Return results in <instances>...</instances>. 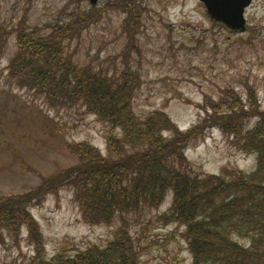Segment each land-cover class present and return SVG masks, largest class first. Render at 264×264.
I'll use <instances>...</instances> for the list:
<instances>
[{
  "label": "rangeland",
  "instance_id": "obj_1",
  "mask_svg": "<svg viewBox=\"0 0 264 264\" xmlns=\"http://www.w3.org/2000/svg\"><path fill=\"white\" fill-rule=\"evenodd\" d=\"M85 11L89 14L80 15ZM79 16L86 22L74 31L65 54L108 77L132 75L138 118L161 110L187 130L204 119L209 99L221 101L231 90L244 102L253 94L254 105L264 110V0H251L245 8L243 31L211 20L199 0H0V31L7 32L0 40V198H20L42 177L64 176V169L78 163L66 147L72 142L88 141L118 159L108 153L106 135L119 129L81 105H50L44 94L18 86L8 75L22 23L49 33L55 23L69 24ZM237 118L244 129L258 117L251 110ZM187 146L181 166L192 175L250 171L256 165L255 153L218 127L205 129ZM171 202L169 192L158 208L126 216L140 264L191 263L184 227L158 218ZM27 205L48 257L67 239L80 249L105 244L121 225L118 216L110 223H86L69 184L46 194L40 205ZM25 228L14 235L0 226V264H29L34 251Z\"/></svg>",
  "mask_w": 264,
  "mask_h": 264
},
{
  "label": "trees",
  "instance_id": "obj_2",
  "mask_svg": "<svg viewBox=\"0 0 264 264\" xmlns=\"http://www.w3.org/2000/svg\"><path fill=\"white\" fill-rule=\"evenodd\" d=\"M85 22V16L69 24L57 22L49 33L22 23L16 29L17 48L8 75L18 86L44 94L50 105H81L119 129L106 135L108 153L117 154L118 159L103 155L88 141L67 144L78 163L64 169V176L42 177L20 198L1 197L0 226L14 235L26 226L34 251L29 264H140L126 216L158 208L171 192V205L158 218L184 227L190 264H264V110L254 105L253 94L249 93L247 103L233 90L226 91L221 101L209 99L204 119L187 130L179 129L161 110L138 118L132 107V75L108 77L89 65L78 66L65 54L67 42ZM6 33L0 31V40ZM251 110L258 118L243 129L237 117ZM215 127L255 153L254 169L192 175L181 166L186 164L190 141ZM64 184L73 188L86 223H110L118 216L121 225L105 244L80 249L67 239L48 257L27 204L40 205L46 194L58 192Z\"/></svg>",
  "mask_w": 264,
  "mask_h": 264
},
{
  "label": "water",
  "instance_id": "obj_3",
  "mask_svg": "<svg viewBox=\"0 0 264 264\" xmlns=\"http://www.w3.org/2000/svg\"><path fill=\"white\" fill-rule=\"evenodd\" d=\"M92 4L96 0H90ZM203 3L209 18L223 24L233 31H243L246 19L245 8L251 4V0H199Z\"/></svg>",
  "mask_w": 264,
  "mask_h": 264
}]
</instances>
